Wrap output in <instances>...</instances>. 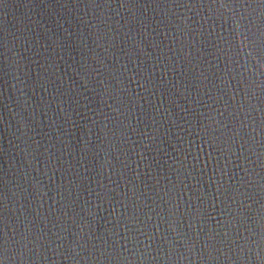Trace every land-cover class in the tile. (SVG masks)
<instances>
[{
	"label": "water",
	"instance_id": "water-1",
	"mask_svg": "<svg viewBox=\"0 0 264 264\" xmlns=\"http://www.w3.org/2000/svg\"><path fill=\"white\" fill-rule=\"evenodd\" d=\"M0 264H264V0H0Z\"/></svg>",
	"mask_w": 264,
	"mask_h": 264
}]
</instances>
